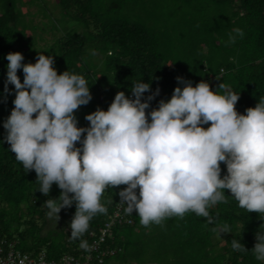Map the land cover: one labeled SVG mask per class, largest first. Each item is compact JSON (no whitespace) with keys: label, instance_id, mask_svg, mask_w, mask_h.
<instances>
[{"label":"trees","instance_id":"1","mask_svg":"<svg viewBox=\"0 0 264 264\" xmlns=\"http://www.w3.org/2000/svg\"><path fill=\"white\" fill-rule=\"evenodd\" d=\"M56 1L62 18L80 32L69 30L39 52L33 37L27 35L22 0H0V239L15 241L22 252L36 255L44 251L49 259L72 253L81 241L88 244L126 186L105 190L100 202L107 214H96L78 239H71L70 228L75 203L60 212L69 229L42 233L48 212L42 206L49 199H58L61 190L53 184L48 196L39 192L35 171L27 173L5 142L3 124L14 109L15 99L14 85H8L5 93L9 53H21L22 64H35L40 54L54 57L58 74L69 71L86 79L93 99L75 112L79 128L90 127L85 117L97 109L107 111L118 92L132 97L131 89L138 82L151 85L145 97L159 89L148 113L158 109L161 100L169 101L175 88L186 86L178 77L193 87L207 82L214 92L226 83L240 94L236 110L242 115L264 97V0H171L182 20L170 26L132 17L129 10L124 11L127 0H107V6L98 0ZM234 29H240L243 37ZM230 34L235 43L228 42ZM94 53L102 58L98 71L99 66L89 63ZM17 74L23 83V70ZM225 175L227 167L221 163V178ZM225 197L227 203L208 209L214 224L189 211L183 218L166 217L161 224L145 227L138 213H127L124 205V215L132 223L112 227L107 245L116 253L106 258L105 264H264L251 252L264 220L258 213L241 209L229 190H225ZM224 224L229 233L213 230ZM220 234L224 235L222 243L215 242L213 238ZM233 239L248 251H234Z\"/></svg>","mask_w":264,"mask_h":264},{"label":"clouds","instance_id":"2","mask_svg":"<svg viewBox=\"0 0 264 264\" xmlns=\"http://www.w3.org/2000/svg\"><path fill=\"white\" fill-rule=\"evenodd\" d=\"M233 31L243 37L240 29ZM228 42L235 43V36ZM6 59L5 93L14 85L15 99L3 124L5 142L27 173L35 171L39 192L48 196L53 184L61 190L42 206L49 218L59 221L61 210L75 203L71 239L81 237L96 214H107L101 197L121 185L126 187L120 204L129 214L137 212L145 227L189 211L214 224L208 209L227 203L225 190L241 209L264 220V97L242 115L236 110L240 94L226 83L214 92L207 82L193 87L178 77L186 86L148 113L159 89L145 97L151 85L138 82L131 89L134 98L118 92L107 111L85 117L90 127L79 128L75 112L93 99L82 75L58 74L54 57L43 54L35 64H22L19 52ZM221 163L227 167L223 178ZM213 230L230 232L227 224ZM255 238L251 252L264 262V224ZM231 246L248 251L235 239ZM81 247H87L85 241Z\"/></svg>","mask_w":264,"mask_h":264},{"label":"rangeland","instance_id":"3","mask_svg":"<svg viewBox=\"0 0 264 264\" xmlns=\"http://www.w3.org/2000/svg\"><path fill=\"white\" fill-rule=\"evenodd\" d=\"M98 1L100 3L103 1V6L108 5L105 3L107 0ZM21 9L25 13V21L29 28L27 35L33 37L34 48L39 52L52 44L56 38L70 32L69 30L74 29L76 32H80V29L69 23L67 18H62V12L56 0H22ZM126 10L131 12L132 17L148 20L149 22L153 21L156 24L158 21L170 26L182 20L178 9L174 7L171 0H127L124 11ZM89 63L99 66L96 68V71H98L102 65V58L94 53L89 59ZM59 216V221L55 217L49 218L46 216L43 234L69 229L67 220L60 213ZM223 237L224 235L220 234L213 239L215 242L220 241L222 243ZM111 264H116V262L112 261Z\"/></svg>","mask_w":264,"mask_h":264},{"label":"built area","instance_id":"4","mask_svg":"<svg viewBox=\"0 0 264 264\" xmlns=\"http://www.w3.org/2000/svg\"><path fill=\"white\" fill-rule=\"evenodd\" d=\"M123 211L124 205L120 204L119 198L106 222L97 232L91 234L87 247L80 245L74 248L72 253L63 254L58 259H49L44 251L36 255L22 252L16 248L15 241L0 239V264H105V259L116 253V249L107 245V239L112 237V227L116 224L132 223Z\"/></svg>","mask_w":264,"mask_h":264}]
</instances>
